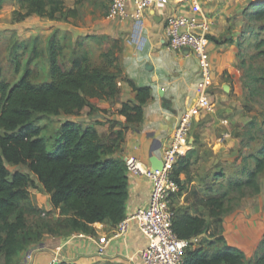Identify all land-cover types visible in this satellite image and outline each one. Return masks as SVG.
<instances>
[{
    "label": "trees",
    "instance_id": "trees-1",
    "mask_svg": "<svg viewBox=\"0 0 264 264\" xmlns=\"http://www.w3.org/2000/svg\"><path fill=\"white\" fill-rule=\"evenodd\" d=\"M256 9L254 18L264 19V4L257 3ZM32 14L54 20L56 14L62 16L64 12L61 3L54 0H20V10L13 12L12 21H23ZM209 40L222 42L213 37ZM47 43L48 82L33 84L28 72L13 85L0 81V255L5 264H12L22 246L31 242L21 206L36 185L49 197L52 211L67 216L62 221L71 233L93 234L95 226L109 223L115 227L126 217V165L112 155L120 150L129 126L142 122L143 106L150 99V88L138 87L123 76L117 43L100 54L99 63H93L87 52L75 53L68 69L59 62L61 48L55 39ZM80 46L82 43H77V50ZM120 81L132 89L133 103L122 102ZM100 100L111 107L120 105L117 114L126 121V126L119 130L114 129L117 122H109L105 143L94 125L65 120L55 134L52 149L48 150L42 130L32 125L37 115L77 117L83 111L87 116L97 112L108 114L96 106ZM6 165L24 167L28 173H10ZM191 165L187 154L173 166L171 178L180 185V190L183 186L180 175L186 176ZM263 170L264 148L254 158V168L246 173V180L238 185L251 187L254 191L251 196L257 195L258 176ZM226 196V193L202 195L191 187L184 202L192 210L206 209L207 218L179 211L172 224L176 236L190 239L207 233L212 224L222 226ZM212 237L215 241L211 246L188 250L182 264H264V236L253 260L228 246L222 236Z\"/></svg>",
    "mask_w": 264,
    "mask_h": 264
},
{
    "label": "crops",
    "instance_id": "crops-1",
    "mask_svg": "<svg viewBox=\"0 0 264 264\" xmlns=\"http://www.w3.org/2000/svg\"><path fill=\"white\" fill-rule=\"evenodd\" d=\"M54 1L61 3L64 15L56 14L54 20H49L32 14L25 20L16 22L14 29L22 32V26L28 25L31 27L30 37L55 39L61 48L67 40V46L72 49L71 57L75 53L87 52L93 63H99L100 54L115 42L120 47L119 64L123 76L138 87L150 88V99L143 106L142 122L129 126L120 150L112 155V158L124 162L134 158L143 169L158 167L164 151L171 145L172 135L179 120L195 107L202 93L203 78L194 56L185 54L184 51H172L168 47L164 26L169 16L181 15L213 24L209 36L223 41L219 44L210 41L208 45L211 77L208 93L213 104L215 101L219 107L229 106L226 93H230V87L225 85L223 80L234 81V86L238 89L240 74L234 43L241 25L239 12H244L247 8L246 0H204L196 6L188 0H171L166 5L151 6L139 20L130 17L123 20L107 19L110 0ZM132 10L129 5L128 12L131 13ZM79 42L82 46L77 50ZM92 44L102 47L96 57L90 52ZM71 57L67 60L69 64L66 69L71 66ZM119 86L122 102L133 103L134 93L128 84L120 81ZM224 87H227L226 90ZM217 89H222L223 93ZM221 100L223 102H220ZM96 106L108 111V114L97 112L87 116L83 111L79 116H69L64 121L94 125L101 142L105 143L110 132L109 122H117L118 126L114 129L119 130L126 126V121L123 116L117 114L120 105L111 107L108 102L100 100L96 102ZM191 106L193 107L190 108ZM201 114L203 113L199 116L202 119L205 114ZM216 124L218 122L214 119L207 122V131L213 130ZM210 142L212 158L205 171L213 168V154H221L223 161L231 159L227 146L223 145L215 151L214 140ZM190 143L187 154L197 153L192 136ZM238 150L237 148L234 151L236 155ZM127 175L128 198L125 203V216L146 207L150 193L149 181L144 176ZM182 176L185 175L181 174L180 177ZM259 189L260 193L252 196V200L245 197L239 201L238 216L222 217L220 236L228 246L243 252L247 260L254 259L264 236V206L260 198L264 196V191L261 185ZM46 198L49 200L47 195ZM47 204V209L51 210L49 201ZM113 231L114 227L103 223L94 227L93 234L72 233L67 240L59 241L47 236L38 246H28L18 252L12 264H141L137 253L145 247L146 242L136 225L132 224L127 235L117 240L112 239ZM104 243H107L105 249L103 253H99ZM56 257H61L62 260H57ZM0 258L3 260L2 264H5L4 258Z\"/></svg>",
    "mask_w": 264,
    "mask_h": 264
},
{
    "label": "rangeland",
    "instance_id": "rangeland-1",
    "mask_svg": "<svg viewBox=\"0 0 264 264\" xmlns=\"http://www.w3.org/2000/svg\"><path fill=\"white\" fill-rule=\"evenodd\" d=\"M246 1L247 8L244 12H239L241 25L234 43L237 48L236 61L240 74L238 89L234 86V81L224 79L223 83L230 87V93H226L229 106L219 107L214 101L212 114L197 111L194 115L189 136H192L195 141L197 153L188 154L192 165L188 174L180 177L183 186L171 206L174 215L179 211L186 210L192 214H203L202 216L207 218L206 209L199 207L192 210L184 202L191 187H195L201 191L202 195L206 196L209 193L213 195L226 193L222 217L238 216L240 214L237 208L239 201L245 197L252 200L253 189L241 187L238 184L246 180V173L254 168L253 158L259 157L260 151L264 148V19L256 20L254 18L257 11L256 4L264 3L258 0ZM19 8L20 0H2L0 4V81L13 85L25 72H28L31 83L44 84L49 80L47 43L49 38L30 37L31 27L28 25L22 26V32L15 30L12 14ZM63 43V47L60 46L59 62L62 66L67 67L69 64L67 60L71 57L72 49L67 46V40ZM101 49L102 47H95L92 44L90 52L93 57H96ZM207 83H211V77ZM217 91L221 93L222 89H217ZM200 113H203L201 115L205 114L204 118H200ZM65 118L67 117L63 115L35 116L32 125L42 130L41 136L44 138L48 150L52 149L55 134ZM213 119L218 124L213 130L207 131L206 123ZM211 140L215 142V151H218V148L223 145L227 146L231 159L223 161L224 158L220 157L221 154H213L215 159L213 168L205 171L212 158ZM237 148L239 150L236 155L234 151ZM6 167L10 173L16 171L28 173L21 166L6 165ZM257 182L264 191V170L259 174ZM260 198L264 206V196L262 195ZM48 201L46 194L38 185L30 189L29 199L22 204L21 210L25 216L31 242L23 245L22 249L36 244L38 246L39 243L45 241L47 236L55 238L56 241L67 240L71 236L70 229L63 223L67 216L61 211L48 210ZM38 211L43 213H37ZM221 234L222 226L212 224L207 233L202 235L199 247L211 246L210 243L215 241L212 236ZM2 261L0 258V264Z\"/></svg>",
    "mask_w": 264,
    "mask_h": 264
},
{
    "label": "built area",
    "instance_id": "built-area-1",
    "mask_svg": "<svg viewBox=\"0 0 264 264\" xmlns=\"http://www.w3.org/2000/svg\"><path fill=\"white\" fill-rule=\"evenodd\" d=\"M171 0H110L106 18L139 20L153 5H166ZM186 1V0H172ZM195 6L204 0H188ZM208 1V0H205ZM264 3V0H258ZM133 10L128 12V6ZM211 23L202 20L172 15L165 20V35L170 50L187 51L194 56L203 78V90L195 107L179 120L171 139V145L164 151L160 169H143L134 158L126 160L127 174L144 176L150 184L146 207L137 209L126 216L115 227L112 239L125 237L132 224H135L146 245L137 253L141 264H182L188 250L199 248L201 236L180 239L173 231L174 213L171 206L180 193V185L171 178L173 166L179 158L187 155L191 143L189 136L191 122L197 111L206 114L213 112V103L208 93L207 80L210 78L208 45ZM107 243L100 247L103 253ZM58 260V259H57Z\"/></svg>",
    "mask_w": 264,
    "mask_h": 264
},
{
    "label": "water",
    "instance_id": "water-1",
    "mask_svg": "<svg viewBox=\"0 0 264 264\" xmlns=\"http://www.w3.org/2000/svg\"><path fill=\"white\" fill-rule=\"evenodd\" d=\"M185 54H187L188 52L187 51H184ZM227 87H224L223 89L226 90ZM160 169L161 168V164L158 166V167H153V169ZM58 260H62L61 257H56Z\"/></svg>",
    "mask_w": 264,
    "mask_h": 264
},
{
    "label": "bare ground",
    "instance_id": "bare-ground-1",
    "mask_svg": "<svg viewBox=\"0 0 264 264\" xmlns=\"http://www.w3.org/2000/svg\"><path fill=\"white\" fill-rule=\"evenodd\" d=\"M198 4V3H197ZM213 26V24H211V27Z\"/></svg>",
    "mask_w": 264,
    "mask_h": 264
}]
</instances>
